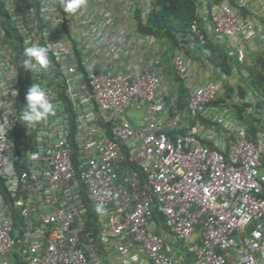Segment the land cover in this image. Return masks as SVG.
<instances>
[{
	"label": "built area",
	"instance_id": "2783aa9c",
	"mask_svg": "<svg viewBox=\"0 0 264 264\" xmlns=\"http://www.w3.org/2000/svg\"><path fill=\"white\" fill-rule=\"evenodd\" d=\"M144 2L0 0V264H264V120L216 106L225 80L197 83L182 44L185 107L166 93ZM209 14L196 46L226 41L245 63L254 19L225 0ZM33 44L47 69L24 67ZM35 83L55 115L28 128L18 100Z\"/></svg>",
	"mask_w": 264,
	"mask_h": 264
},
{
	"label": "trees",
	"instance_id": "16d2710c",
	"mask_svg": "<svg viewBox=\"0 0 264 264\" xmlns=\"http://www.w3.org/2000/svg\"><path fill=\"white\" fill-rule=\"evenodd\" d=\"M217 2L218 1L216 0H205V5L202 8L200 6V0H155L156 6L154 5L150 11L146 22H143L140 19V16L137 17L139 30L142 34H150L158 38L166 36L177 46H180L181 44L183 45L185 42L190 43V41H193L197 45L196 39H193L191 36L190 24L193 20L199 19L203 27L204 25H210V14L207 20H203L202 18H199L200 11L201 9H207L210 11L212 4ZM205 33H207L206 30ZM209 38L211 37L207 35V43L203 47L200 46L199 48L207 49ZM216 48L219 49V46L216 45ZM214 49H210V64L212 63L215 67L220 68L227 76H232L235 71L242 74L241 79L238 80L234 87L227 85L230 92L221 93L215 104L221 102L227 104L228 100H232L234 96H236L238 103L234 106L237 110L241 111L242 108H239L241 99H243L242 102H244L242 103L243 106L248 105L247 102H252V99L250 98L251 96L249 97V92H251L255 97V104L264 109V60L256 58L255 61L252 62L253 65L248 66L244 65V63H238L232 58V56H229L228 54L225 55L226 53L223 54L222 57L214 56L216 55V51H214ZM241 65L246 66L249 73L248 78L245 77L242 69L243 67ZM178 80L182 90L181 95H178V104L184 108L187 102V94L182 82L179 78ZM231 92L233 93V96L230 94ZM25 94L26 87L23 86L22 93L18 100L19 107L22 111L26 108V102L24 101ZM239 116H241L240 113ZM204 121L208 122V119H205ZM251 129L256 130V126L252 124ZM15 262L16 264H26L18 258Z\"/></svg>",
	"mask_w": 264,
	"mask_h": 264
},
{
	"label": "rangeland",
	"instance_id": "374dc122",
	"mask_svg": "<svg viewBox=\"0 0 264 264\" xmlns=\"http://www.w3.org/2000/svg\"><path fill=\"white\" fill-rule=\"evenodd\" d=\"M145 1L144 3L146 4V6H150L149 4H151L154 7L155 5V0H143ZM156 6V5H155ZM150 10V8H148ZM141 15V12H139ZM138 14V16H140ZM143 17L145 16L144 13H142ZM141 17V16H140ZM138 19V18H137ZM141 20H143V22H146V19L141 17ZM138 24V23H137ZM155 38V46L153 49L154 52V56L159 60V65L162 69V73H163V78H162V88L166 93H170L171 95H181L182 90H181V86H180V82L177 78V75L174 71V66H173V62H172V54L174 52V50L178 47L176 44H174L169 38H167L166 36H161V37H154ZM220 44V45H219ZM219 47H222L221 41L218 42ZM185 55H186V61L188 66L193 69V73L194 76L196 77V82L197 83H202V82H206L204 80H201V78H207V81H213L219 78H223L225 80L224 83V91L225 92H230L229 88L227 87V85H229L230 87H234V85L238 82V76L241 77V73L239 75H235V76H227L220 68L215 67L212 63L210 64V59H209V54L211 53V50L216 51V55L217 57H222L223 54L227 55V52H225V48H216L215 45V41H213L212 38H209L208 40V45H207V49H201L198 48L196 46V44L193 41L189 42H185L183 43V45H181ZM211 49V50H210ZM206 51H208V53H206ZM224 52V53H223ZM243 68V73L247 72L246 66L241 65ZM219 69V70H218ZM220 71L221 74L219 73ZM236 72V71H235ZM212 73V74H211ZM219 73V74H218ZM212 75V77L210 76ZM221 75V76H219ZM214 76V77H213ZM245 77L248 78L249 74H245ZM233 96V93H230ZM254 99V98H252ZM238 99L236 98V96H234V98L232 100H228V105L230 107H234L235 108V104H237ZM243 99H241V103L239 108H242V110H238L240 115L243 116L246 121L250 122L251 120L253 121H257L258 123H260L262 120H264V109L262 107H258L257 104H255L256 102H254V100H251L252 102H247L248 105L243 106L242 102ZM248 101V100H246ZM224 104V102L222 103H216V106H223V105H227ZM237 106V105H236ZM206 118H202L201 117V121L211 130H213L215 133H220L221 132V128L214 122L213 120V115L211 118L208 119V122H205Z\"/></svg>",
	"mask_w": 264,
	"mask_h": 264
},
{
	"label": "clouds",
	"instance_id": "9594fccd",
	"mask_svg": "<svg viewBox=\"0 0 264 264\" xmlns=\"http://www.w3.org/2000/svg\"><path fill=\"white\" fill-rule=\"evenodd\" d=\"M85 7H87V0H64L67 13L75 14ZM49 51L48 47L36 44L25 47L24 67L32 71L47 69L50 64ZM26 101L27 107L20 113L19 120L28 128L35 127L46 121L49 116L55 115V106L50 102L47 91L39 83H35L28 89ZM103 210L102 206L97 207L98 212Z\"/></svg>",
	"mask_w": 264,
	"mask_h": 264
},
{
	"label": "crops",
	"instance_id": "0c3cea01",
	"mask_svg": "<svg viewBox=\"0 0 264 264\" xmlns=\"http://www.w3.org/2000/svg\"><path fill=\"white\" fill-rule=\"evenodd\" d=\"M216 1L220 2L222 0H216ZM225 1H227L239 13V15L250 17L254 19V21L256 22V29L249 37V39L246 40L245 38H243L242 41L240 42L241 46L244 47L247 52V60L244 63V65L252 66L253 65L252 62H254L256 58L257 59L261 58L264 60V0H225ZM215 44L217 46L220 45V44L218 45V42ZM221 44L222 47L225 48V52H227L229 56H232V58L236 61L232 47L226 41L223 40L221 41ZM221 72L222 71H220L219 73L221 74ZM244 74H249V73L247 71L244 72ZM235 75H239L238 71H236L235 73L233 72L232 76ZM210 76L212 77V75ZM237 78H238L237 80L241 79L240 76H238ZM201 80L207 81V78L202 77ZM249 94H250L249 97L251 96L250 98L251 99L254 98L255 100L254 95L251 92H249Z\"/></svg>",
	"mask_w": 264,
	"mask_h": 264
}]
</instances>
